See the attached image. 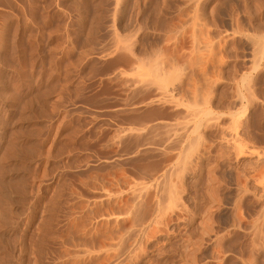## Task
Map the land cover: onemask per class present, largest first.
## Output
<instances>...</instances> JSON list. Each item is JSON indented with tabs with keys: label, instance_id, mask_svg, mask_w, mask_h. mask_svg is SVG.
Segmentation results:
<instances>
[{
	"label": "rangeland",
	"instance_id": "rangeland-1",
	"mask_svg": "<svg viewBox=\"0 0 264 264\" xmlns=\"http://www.w3.org/2000/svg\"><path fill=\"white\" fill-rule=\"evenodd\" d=\"M0 264H264V0H0Z\"/></svg>",
	"mask_w": 264,
	"mask_h": 264
}]
</instances>
